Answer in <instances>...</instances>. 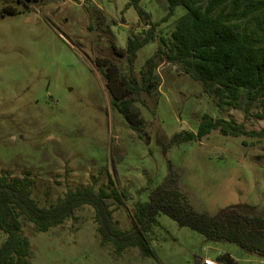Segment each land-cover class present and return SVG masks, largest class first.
<instances>
[{
  "label": "rangeland",
  "instance_id": "374dc122",
  "mask_svg": "<svg viewBox=\"0 0 264 264\" xmlns=\"http://www.w3.org/2000/svg\"><path fill=\"white\" fill-rule=\"evenodd\" d=\"M129 0H0V176L33 181L32 196L54 203L67 190L112 188L120 203L107 201L121 231L133 225L135 204L169 175L189 207L216 215L236 205L264 214V121L241 110L217 107L216 100L179 67L161 64L160 85L141 95L143 127L132 131L111 106V96L96 60H111L125 70L127 36L144 28ZM148 21L165 17V0H141ZM185 13L174 15L157 30L173 28ZM146 21V20H144ZM150 42L136 53L138 78L157 49ZM256 110H253L255 112ZM203 115L241 124L258 136L223 135L217 129L201 138L165 148L174 134L195 133ZM145 235L148 254L127 248L119 256L101 246L93 210L84 206L62 225L37 232L24 223L31 264H202L227 254L235 264H264L229 242L206 240L159 214ZM5 239L0 233V244ZM197 261V263H196Z\"/></svg>",
  "mask_w": 264,
  "mask_h": 264
},
{
  "label": "trees",
  "instance_id": "16d2710c",
  "mask_svg": "<svg viewBox=\"0 0 264 264\" xmlns=\"http://www.w3.org/2000/svg\"><path fill=\"white\" fill-rule=\"evenodd\" d=\"M140 1L129 0L126 7L136 9L144 28L139 35L127 36L124 49L112 47L115 56L124 58L125 70L122 72L111 60H104V64L96 60L109 87L112 108L124 117L132 131L141 132L144 123L139 106L146 108L141 95L150 96L157 90L160 78L156 70L164 63L179 67L198 82L202 91L216 100L217 107L241 110L245 117L264 121V0H165L167 13L157 23L148 21V14L139 8ZM178 6L185 13L174 27L164 33L157 30ZM155 41L158 47L146 59L137 78L133 72L136 53ZM215 129L223 135L258 136L231 120L203 115L195 133L174 134L165 148L201 139ZM32 188L33 181L27 176H0V233L5 236L0 244V264H31L29 243L21 234L24 223L31 224L37 232H47L84 206L93 210L99 244H110L116 256L127 248H137L146 256L149 251L144 237L157 223L156 217L163 214L208 241L235 244L264 260V214H255L254 207L247 205L226 207L214 216L196 212L179 191L174 175L156 187L146 202L135 204L133 225L128 231L119 230L112 219L107 201L121 202L114 188L108 192L75 188L54 203L42 206L32 196ZM218 259L224 264H235L227 254Z\"/></svg>",
  "mask_w": 264,
  "mask_h": 264
},
{
  "label": "built area",
  "instance_id": "2783aa9c",
  "mask_svg": "<svg viewBox=\"0 0 264 264\" xmlns=\"http://www.w3.org/2000/svg\"><path fill=\"white\" fill-rule=\"evenodd\" d=\"M202 264H216L214 261L210 260V259H204L202 261Z\"/></svg>",
  "mask_w": 264,
  "mask_h": 264
},
{
  "label": "water",
  "instance_id": "95a60500",
  "mask_svg": "<svg viewBox=\"0 0 264 264\" xmlns=\"http://www.w3.org/2000/svg\"><path fill=\"white\" fill-rule=\"evenodd\" d=\"M196 263H197V261H196Z\"/></svg>",
  "mask_w": 264,
  "mask_h": 264
}]
</instances>
